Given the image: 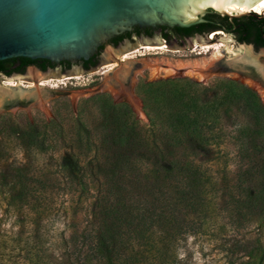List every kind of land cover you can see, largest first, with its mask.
<instances>
[{
	"label": "rangeland",
	"instance_id": "obj_1",
	"mask_svg": "<svg viewBox=\"0 0 264 264\" xmlns=\"http://www.w3.org/2000/svg\"><path fill=\"white\" fill-rule=\"evenodd\" d=\"M217 31L221 33L212 43L202 42L203 34L166 43L141 42L139 37L117 45L106 43L101 51L106 64L97 69L66 73L78 66L73 64L60 74H48L47 69L45 74L34 70L31 76L28 67L23 77H0V106L20 90L18 85L27 90L17 98L32 99L28 104L0 107V261L14 264L16 251L26 245L43 248L46 260L54 259L74 231L94 220L92 203L106 197L114 163L127 187L121 196L133 201L148 197L138 180L144 181L156 158L167 163L172 154L192 151L163 138L172 128L161 124L169 111L158 92L192 81L206 87L201 88V97L212 98L216 81L229 79L250 87L264 105V86L257 81L215 71L202 78L193 70L198 66L207 71L223 56L224 50L217 54V48L203 46L223 43L236 48L221 41L236 40L231 32ZM258 53L264 63V52ZM8 81L17 82V90H3ZM228 115L232 123H226V130L237 123L249 125L252 134L257 119L264 117L254 105L251 109L242 104L232 106ZM246 141L245 159L239 160L235 146L226 143L212 150L210 161L201 162L208 178L207 216L198 232L172 250L177 264H264V144L257 150L250 137ZM206 152L198 147L197 153ZM61 162L79 166L75 184L61 171ZM247 188L257 196L235 209V201ZM236 241L251 253L240 248L231 254L228 249Z\"/></svg>",
	"mask_w": 264,
	"mask_h": 264
},
{
	"label": "trees",
	"instance_id": "obj_2",
	"mask_svg": "<svg viewBox=\"0 0 264 264\" xmlns=\"http://www.w3.org/2000/svg\"><path fill=\"white\" fill-rule=\"evenodd\" d=\"M205 19L207 21L185 28L162 27L181 36L222 30L231 32L239 42L264 48V13L255 12L254 15L232 19L212 13L205 15ZM122 38L123 34H119L113 37V41L118 43ZM103 46L98 47L99 52ZM16 59L23 60V65L42 60V68H46V62H49L42 58L13 57L0 60V67L10 65ZM214 87L216 93L212 98L201 97V88L206 87L192 81L176 86L170 92H158L164 95L169 111L161 124L172 128L171 133L162 135L163 138H170L176 145L191 147L192 151L172 154L167 163L156 158V163L151 164L146 173L142 171L145 179L138 182L147 191V198L142 195L132 201L121 196V193H127V187L121 183V169L116 162L106 182V197H97L92 203L94 220L89 221L88 227L74 231L62 251L51 261L46 260L45 249L26 245L16 251L14 264H177L179 260L172 250L189 234L198 232L207 216L204 191L208 178L201 169V162L210 161L212 150L226 143L235 146L239 160L245 159L249 152L248 137L257 150L264 144V117L257 119L258 127L252 130L253 134L249 125L239 124V127L235 123L234 129H225L226 123H232L228 115L232 106L242 104L252 109L254 105L264 113V105L257 93L247 85L229 79H218ZM198 147L207 152L197 153ZM200 155L202 159H199ZM122 158L123 155L119 154L118 159ZM60 169L69 183L75 184L79 166L61 162ZM256 196L250 188L245 189L244 195L235 201V209L244 204L247 206ZM240 248L251 253L248 246L238 241L233 242L228 250L233 254ZM0 264L4 263L0 261Z\"/></svg>",
	"mask_w": 264,
	"mask_h": 264
},
{
	"label": "water",
	"instance_id": "obj_3",
	"mask_svg": "<svg viewBox=\"0 0 264 264\" xmlns=\"http://www.w3.org/2000/svg\"><path fill=\"white\" fill-rule=\"evenodd\" d=\"M257 1L0 0V60L28 57L47 59L52 63L69 61L73 65L77 60L89 59L98 52L99 46H105L110 38L130 31L134 26L185 28L207 21L205 15L212 13L228 16L230 19L242 15H254L253 11L239 10L250 8ZM211 33L203 34L201 41L212 43L218 36L210 37ZM140 40L148 41L145 38ZM161 41L166 43L158 37L150 40L153 43H161ZM226 42L228 44L232 42L236 47L239 45L248 47L250 51L248 57L242 58L239 51L229 53L224 50L223 56L214 62L210 71L223 74L237 73L264 86V63L261 56H257L258 50L264 52V48H255L252 43L239 42L232 38L226 39ZM105 64V54L100 53L98 63L90 69H97ZM51 68L53 67L48 68V74L51 75L60 74L62 71L59 66ZM31 69L45 74V71L33 66ZM79 71L85 69L78 65L67 70L66 73ZM11 76L18 77V75ZM1 77L5 79L9 76ZM18 87L24 89L21 85ZM1 88L8 92L17 90L7 85ZM31 101L32 99L21 101L13 97L6 99L0 107L28 104Z\"/></svg>",
	"mask_w": 264,
	"mask_h": 264
},
{
	"label": "flooded vegetation",
	"instance_id": "obj_4",
	"mask_svg": "<svg viewBox=\"0 0 264 264\" xmlns=\"http://www.w3.org/2000/svg\"><path fill=\"white\" fill-rule=\"evenodd\" d=\"M155 33L158 34L159 38H161L165 41H168V42H170L172 40L182 41L186 37H190V36H181V35L173 34L168 29H166L162 26L154 27V28L134 26L130 31H126L124 33H121V34H123V38L120 41H122L123 39H130V40L134 41V40H136L137 37L145 38L147 40H152L153 35ZM164 33H166L167 35H165ZM118 35H116V36H118ZM106 43H109L111 45H117L119 42L114 43L113 37H112ZM103 48H104V46L102 47L100 52L98 51L97 53H95L94 54L95 56H93L91 59L89 58V59L85 60V61H87V63H85L82 60H77L75 63L80 65L85 70L90 69L91 67L95 66L98 63L99 55H100L101 51L103 50ZM42 63H43V61L39 60L38 63H36V64L23 65V60L16 59L10 65L0 67V77L3 75H5V76H11V75L22 76V74L26 72L27 68L31 67V66L35 67L36 69L46 71L49 67H51V65H53L52 67L59 66L61 68V70H65L72 65L71 62H69V61H60L59 63H52L49 61V62H46L47 67L42 68L41 67ZM30 70H32L34 72L33 69H30ZM7 85H8V82H7Z\"/></svg>",
	"mask_w": 264,
	"mask_h": 264
},
{
	"label": "bare ground",
	"instance_id": "obj_5",
	"mask_svg": "<svg viewBox=\"0 0 264 264\" xmlns=\"http://www.w3.org/2000/svg\"><path fill=\"white\" fill-rule=\"evenodd\" d=\"M262 9H264V0H258L256 3H254L250 8H246V9H243V10H239V11H254V12H260ZM221 33V31H216V32H214V36L216 35V34H220ZM213 36V35H212ZM211 35H210V37H212ZM221 41H224L225 43H227L226 42V39H224V38H221ZM227 45H229L228 43H227ZM221 46H223V48H220ZM146 48H160V46H156V47H152V46H145ZM204 48H211V47H215V48H217V54H219L222 50H226L227 52H229V53H236V51H239L241 54H242V58H247L248 57V55H249V53H250V51H249V48L248 47H245V46H243V45H239V46H237L236 48H230L229 46V48L227 47V46H224V44L223 43H219V44H211V45H205V46H203ZM125 56H127V55H125ZM257 56H260L259 55V53L257 54ZM193 70H195V72L196 71H198L199 72V74L201 75V77L202 78H204V77H206V76H208V73L209 72H211L210 71V69H208L207 71L206 70H202L201 68L199 69V67L198 66H196V67H194L193 68ZM197 74V73H196ZM29 75H31V76H35V73L32 71V70H29ZM252 80V79H251ZM252 81H254V80H252ZM43 82H41V84H42ZM253 83V82H252ZM258 83V82H257ZM257 83H254L257 87H259V84H257ZM15 84H17V82H14V81H8V87L9 88H15V89H17L16 87H15ZM45 84V83H44ZM11 85V86H10ZM260 86H261V84H260ZM18 88H20V87H18ZM259 88H261V87H259ZM23 90L24 89H20V90H18V91H16L15 92V95L14 94H12L11 95V98H13V97H22L23 96ZM8 96V95H7ZM6 96V97H7ZM119 96V95H118ZM6 101V99L4 98L3 99V104H4V102Z\"/></svg>",
	"mask_w": 264,
	"mask_h": 264
},
{
	"label": "built area",
	"instance_id": "obj_6",
	"mask_svg": "<svg viewBox=\"0 0 264 264\" xmlns=\"http://www.w3.org/2000/svg\"><path fill=\"white\" fill-rule=\"evenodd\" d=\"M212 34V33H211Z\"/></svg>",
	"mask_w": 264,
	"mask_h": 264
}]
</instances>
